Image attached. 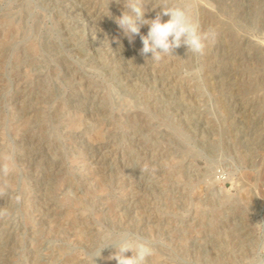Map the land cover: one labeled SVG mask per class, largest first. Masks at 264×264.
Listing matches in <instances>:
<instances>
[{
  "label": "rangeland",
  "instance_id": "374dc122",
  "mask_svg": "<svg viewBox=\"0 0 264 264\" xmlns=\"http://www.w3.org/2000/svg\"><path fill=\"white\" fill-rule=\"evenodd\" d=\"M165 2L214 30L203 54L141 55L122 0H0V264H92L122 232L148 264H264V0L145 18Z\"/></svg>",
  "mask_w": 264,
  "mask_h": 264
},
{
  "label": "clouds",
  "instance_id": "9594fccd",
  "mask_svg": "<svg viewBox=\"0 0 264 264\" xmlns=\"http://www.w3.org/2000/svg\"><path fill=\"white\" fill-rule=\"evenodd\" d=\"M122 2L124 10L120 16L115 17V23L129 43L140 34L141 27L147 25V34L140 36L143 44L140 51L144 56L151 53V59L155 62L161 61L166 55H173L174 50L181 46H186L187 51L193 54H203L206 42H213L216 39L214 30L210 29L203 33L200 31L198 21L185 7L168 6L165 2L154 19H146L142 0H122ZM164 16H168L169 19L163 21ZM115 40L120 46L122 45L118 37ZM140 171L148 172L149 168L145 165ZM3 172L7 174L8 168L4 167ZM106 240L108 242L104 243L99 248L98 254L92 257V264H95V259L101 257L103 250L108 247L115 249L110 259H115L117 264H148V258L154 254L152 245L135 233L122 232L116 240L109 235ZM128 252L132 255H126Z\"/></svg>",
  "mask_w": 264,
  "mask_h": 264
},
{
  "label": "bare ground",
  "instance_id": "6f19581e",
  "mask_svg": "<svg viewBox=\"0 0 264 264\" xmlns=\"http://www.w3.org/2000/svg\"><path fill=\"white\" fill-rule=\"evenodd\" d=\"M65 8H66V7H65ZM81 9H82V8H81ZM81 9H79V8H74V9L72 10V14H76V15H78V14H79V11H81ZM83 10H84V9H83ZM72 14H71V15H72ZM76 17H77V16H76ZM82 17H83V16H82ZM85 17H86V16H85ZM82 19H83V18H82ZM79 20H80V19H79ZM81 21H82V20H81ZM81 21H80V22H81ZM80 22H79V23H80ZM82 22H86L87 25L95 24L94 21H92L91 17H89V16H88L86 19H84ZM79 23H78V24H79ZM78 24H77V25H78ZM80 26H81V25H80ZM95 26H96V25H95ZM89 27H90V26H89ZM88 29H89V28H88ZM113 29H114V28H113ZM95 30H96V29H95ZM115 30H116V29H115ZM89 33H90V32H89ZM114 33H115V31L113 32V36H114ZM92 38H93V37H92ZM95 41H96V40H95ZM113 45H114V44H113ZM126 56H127V55H126ZM126 67H127V66H126ZM220 70H221V69H220ZM218 85H219V84H218ZM27 93H29V92H27ZM27 93H26V94H27ZM31 96H32V95H31ZM23 97H24V96H23ZM24 98H25V97H24ZM20 99H22V98L20 97ZM239 108H240V107H239ZM241 110H242V109H241ZM222 111H223V110H222ZM243 113H244V112H243ZM232 117H233V116H232ZM244 117H245V116H244ZM39 124H40V123H39ZM232 124H233V123H232ZM35 125H36V124H35ZM238 135H239V134H238ZM99 138H101V137L99 136ZM100 145H101V144H100ZM105 154H106V153H105ZM98 157H99V156H98ZM109 162H110V161H109ZM88 171H89V170H88ZM102 178H103V177H102ZM103 180H104V179H103ZM239 234H240V233H239ZM238 238H239V237H238Z\"/></svg>",
  "mask_w": 264,
  "mask_h": 264
}]
</instances>
